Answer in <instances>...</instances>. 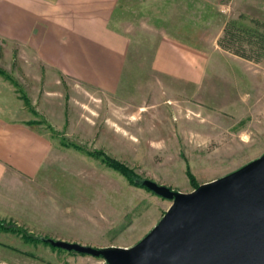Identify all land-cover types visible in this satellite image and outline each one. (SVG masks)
<instances>
[{
	"label": "rangeland",
	"instance_id": "rangeland-1",
	"mask_svg": "<svg viewBox=\"0 0 264 264\" xmlns=\"http://www.w3.org/2000/svg\"><path fill=\"white\" fill-rule=\"evenodd\" d=\"M228 21L264 36V0H119L110 24L129 44L113 94L45 71L33 53L16 44L11 53L0 51V67L17 86L7 82L37 106L40 113L29 115L42 121L37 126L54 151L38 177L17 178L8 171L0 184V220L37 238L103 247L134 245L161 218L170 200L129 185L99 159L61 146L60 136L106 152L140 179L183 192L193 189L187 169L201 184L260 156L264 46L255 31L240 41L224 38ZM163 32L186 40L208 59L197 85L152 68ZM220 39L245 56L224 49ZM0 264L105 262L0 230Z\"/></svg>",
	"mask_w": 264,
	"mask_h": 264
},
{
	"label": "crops",
	"instance_id": "crops-1",
	"mask_svg": "<svg viewBox=\"0 0 264 264\" xmlns=\"http://www.w3.org/2000/svg\"><path fill=\"white\" fill-rule=\"evenodd\" d=\"M118 2L0 0V51L11 53V44H16L33 53L45 71L113 94L120 85L129 44L110 24ZM207 62L198 48L163 32L152 68L197 85ZM34 109L40 113L37 106ZM29 114L16 89L0 76V184L10 170L26 179L47 170L53 146L37 124H27L34 120Z\"/></svg>",
	"mask_w": 264,
	"mask_h": 264
},
{
	"label": "water",
	"instance_id": "water-1",
	"mask_svg": "<svg viewBox=\"0 0 264 264\" xmlns=\"http://www.w3.org/2000/svg\"><path fill=\"white\" fill-rule=\"evenodd\" d=\"M141 184L170 204L134 245L47 242L105 264H264V152L188 192L148 178Z\"/></svg>",
	"mask_w": 264,
	"mask_h": 264
},
{
	"label": "trees",
	"instance_id": "trees-1",
	"mask_svg": "<svg viewBox=\"0 0 264 264\" xmlns=\"http://www.w3.org/2000/svg\"><path fill=\"white\" fill-rule=\"evenodd\" d=\"M249 31H255L256 34V38L257 39H261L260 41L261 46H264V36L259 33L257 30H252L251 28H247L244 25H241L240 23H237L236 21H228L225 24V27L223 29V37L227 38V37H238V41L241 40L242 34H245ZM219 44L224 47V49L226 50H230L242 57H244L245 55L243 53H241L240 51H238L237 49H233L232 46L228 43H223V39L219 40ZM0 76L3 77L5 80H8L12 85L17 86V83L15 82V80L11 77V75L6 72L3 68L0 67ZM17 93L19 95V98L22 100L24 106L34 115H37V112L35 111V109L32 107L29 98L26 96L25 93H23L22 90L17 88ZM42 121L40 120H31L28 121L27 124H41ZM48 128H51L50 126ZM51 131L54 133L55 136H60L57 135V133L51 128ZM60 144L61 146L65 147V148H73L75 150L78 151H82L84 152L86 155L91 156L93 158L99 159L101 161V163H103L106 167L120 173L128 182L129 185L131 186H135V187H140V188H144L147 191H149L147 188H145L142 184L141 181L142 179H140L138 177V175L132 170V168L128 167L127 165H125L124 163L120 162L119 160L111 157L110 155H108L106 152L102 151V150H88L82 146H80L79 144L72 142V141H68L66 140L64 137L60 136ZM186 175L189 178V182L192 186V188H196L199 184L196 182L193 174L190 172L189 169L186 170ZM151 192V191H150ZM0 230L2 231H9V232H13L15 234L20 235V237L28 242V243H42L45 245H49L50 247L54 248V249H59L62 250L60 248H56L51 246L48 242H47V238L45 237H41V238H37L34 237L33 235H31L30 233H28L25 229L21 228V227H17L15 224H12V222L9 221H2L0 220ZM73 252V251H70ZM74 253V252H73Z\"/></svg>",
	"mask_w": 264,
	"mask_h": 264
}]
</instances>
